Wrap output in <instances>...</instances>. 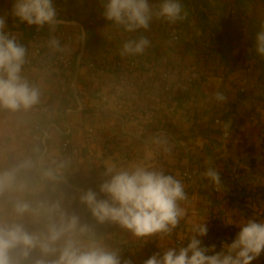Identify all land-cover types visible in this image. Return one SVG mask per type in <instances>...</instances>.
I'll use <instances>...</instances> for the list:
<instances>
[{
  "label": "crops",
  "instance_id": "obj_1",
  "mask_svg": "<svg viewBox=\"0 0 264 264\" xmlns=\"http://www.w3.org/2000/svg\"><path fill=\"white\" fill-rule=\"evenodd\" d=\"M57 1L68 11V18L62 20L64 25H59L74 36L75 69L69 74L58 68L47 67L45 63L35 64L27 69L30 85L39 89V100L51 109L56 118L53 124L48 125L50 137L41 153H33L29 151V147L36 123L43 122L45 117L40 118L23 108L17 111L0 109V225L20 223L29 232L46 234L49 224H66L68 218L76 215L79 217V224L66 232L58 242V247L63 239H71L82 250L93 245L111 251L117 249L122 260L130 259L132 264H143L144 260L161 250L159 244L161 247L174 246L172 237L136 238L115 223L98 222L80 201L82 192L88 188L97 191L95 186L106 179L104 173L107 168H127L139 163L162 168L179 179L180 171L185 168L201 177L198 189H186L188 200L182 205L186 215L179 225L190 228L188 238L192 235L194 225L206 221L208 233L202 239L209 236L211 227L219 221L233 225L234 239L239 231L235 225L240 221L247 218L264 219V199L252 208L236 206L228 201L223 191H212L207 180L201 176L207 166L206 147L215 148L220 153L215 155V161L212 162L221 173L226 170V163L231 161L236 168V175L249 188L264 187V60L248 54L253 41L251 34L243 31L241 36L233 37V47L236 50L238 45L237 52L240 54L234 55L232 50L220 52L219 57L226 58L232 68L225 81L216 74H210L213 77L209 79L217 80L216 86L222 83L223 92L233 106L229 115L233 129L227 139H222L206 129L204 110L190 116L186 111V103L180 97L176 96L174 102L168 105L158 100L161 94L159 86L149 74L163 64L158 67V56L152 55L149 48L151 43L141 54H121L125 42L141 37L162 46L158 37L151 38L150 25L147 30L139 29L130 33L101 18L99 12L102 11V3L99 0L53 2L58 3ZM196 1L179 0L183 11L188 10L191 14L184 20L195 27L196 18L191 11L200 1V7L206 13H211L215 17L213 22L220 26L219 14L222 10L219 5L221 6L222 0ZM12 2L13 0H0V16L6 17V30L21 44L28 25L11 15ZM231 2L242 14L243 20H235V27L238 29L253 28L255 15L264 13V0ZM159 3L160 0H149L153 10L150 22L158 19L155 13L158 12ZM109 35L112 40L106 48L104 40ZM160 49L163 48L158 47ZM90 55H94L96 61L105 67L116 60L125 63L130 57L145 64L147 83L138 91L145 97L154 98L152 113L149 116L140 114L137 91L119 80L116 69L108 68L100 79L91 80L86 70ZM174 62L176 64L173 67L180 71L177 61L173 60L172 63ZM154 65L157 69H152ZM238 88H244L245 95H240ZM165 113H169L170 119L164 117ZM92 118L101 123V132L89 144L86 141L85 127ZM165 119L172 123L175 133L171 134L160 128V123ZM63 130L79 150L74 167L82 185L60 182L57 192L50 197L46 189L47 182L37 181V176L44 172L49 175L52 173L51 158L57 153L60 132ZM86 172L97 173L98 180L92 177L85 182ZM223 173L222 179L225 177ZM40 199L45 201V205L38 208L35 202ZM18 202L29 205V211L22 216L16 212ZM53 206H59L64 213L63 219L60 212L51 211ZM13 257L20 264H36L42 253L37 247L28 259H23L16 252ZM54 258L47 257L49 261ZM253 264H264V253Z\"/></svg>",
  "mask_w": 264,
  "mask_h": 264
},
{
  "label": "clouds",
  "instance_id": "obj_2",
  "mask_svg": "<svg viewBox=\"0 0 264 264\" xmlns=\"http://www.w3.org/2000/svg\"><path fill=\"white\" fill-rule=\"evenodd\" d=\"M105 20L123 27L127 32L147 30L153 16L149 0H101ZM11 15L29 26L50 29L57 23V10L53 0H13ZM158 18L175 23L184 18L179 0H160ZM6 17L0 16V106L11 111L28 109L40 99L38 88L30 85L22 76L26 49L7 30ZM50 46L60 47L59 41L52 38ZM149 40L125 42L122 55L141 54L149 46ZM264 60V27L255 33L250 50ZM217 104H225L228 97L222 91L213 94ZM229 127L224 125L225 130ZM201 173L217 191H228L220 171L211 160L206 161ZM106 179L98 185V191L88 188L83 191L80 201L90 210L95 219L104 223L110 221L130 232L139 239L171 235L186 215L182 206L188 200L185 183L176 175L162 168L133 164L127 168L109 167ZM103 197V198H101ZM29 211L25 202L16 204L18 215ZM53 212L64 213L59 206ZM79 224V217L72 215L66 224L51 223L46 234L29 232L20 223L0 225V264H20L15 260L16 252L28 259L37 247L42 253L36 264H132L130 259L121 258L117 251L101 246L82 250L75 241L63 239L66 232ZM238 233L231 242H224L217 250L215 244L204 246L203 237L208 233L207 221L194 225L192 235L186 242L175 246L160 247V251L143 261V264H253L264 253V219L247 218L235 225ZM55 257L49 261L47 257Z\"/></svg>",
  "mask_w": 264,
  "mask_h": 264
},
{
  "label": "built area",
  "instance_id": "obj_3",
  "mask_svg": "<svg viewBox=\"0 0 264 264\" xmlns=\"http://www.w3.org/2000/svg\"><path fill=\"white\" fill-rule=\"evenodd\" d=\"M54 5L57 10V19L59 21L54 30L50 29L47 25L42 28L28 25L27 28L30 31L22 38L21 45L26 49V57L25 63L22 67L21 76L29 84L31 81L30 74L27 69L35 64L45 63L47 67L58 68L62 72L69 74H72L75 69L74 36L66 28L59 25H64L62 20L68 18V11L62 3H54ZM177 24L178 21L171 23L166 19L165 22L160 19L150 22V32L152 34L151 38H154L155 36L158 37L161 40L160 42L162 43V46L175 44L179 39L178 35L174 31ZM52 38L59 41L60 47L58 49H54L50 46L49 41ZM220 38L221 36L216 37L217 40ZM111 40L110 35L106 36L104 40V46L106 48H108ZM152 42L154 41L151 40V47H149L152 52L151 54L158 56V53H160V59L163 64V66L159 69H157L154 65L152 69L157 70H154V73L149 74L150 77L157 81L159 86L158 89L161 94L160 99L158 100L163 102L164 105H168L174 102L176 95H194L199 85L200 71L197 69L178 71V69L173 67L176 63H170L168 58L169 53L167 50L160 49L157 52V50L153 49L154 43ZM145 66V64L140 63L134 57H130L125 63L116 60L112 65L106 67L99 64L94 55H90L86 62L87 74L91 80L100 79L108 68L116 69L119 80L130 89L137 91V95L140 100L138 106L140 114L142 116H149L152 113V108L154 106L152 102L148 103V100H145L146 97L144 94L142 95V93L138 91L147 83V74L144 70ZM241 90L244 89L241 88ZM103 100L107 101V98L103 97ZM200 103L205 111H209L210 109L213 110L208 125L209 133L216 134L222 139H227L233 129L231 121L223 117V113L231 109L229 101L225 104H217L213 100V96H207L203 97ZM0 109H4V107L0 106ZM27 110L40 118L45 117L43 122L39 121L36 123L32 135L33 141L29 147V151L33 153L39 151L41 153L44 148H41L40 143H43L45 139H49L50 134L48 125L53 124L56 118L51 109L47 105H44L40 100L37 104ZM225 124L229 125L227 130L224 128ZM85 132L87 143H93V140L98 137L101 132V123L98 121L96 122L93 118L90 119L85 127ZM64 134H66V131L63 130L60 132V142L57 145V153L51 158L52 173L49 175V173L47 174L44 172L37 176V181L47 182L46 189L50 197L57 192V187L60 182L67 185H73L72 182L75 181L78 176L74 166L79 150L67 137H63ZM97 176V173H85V177L87 179H91L93 177L98 180ZM181 179L185 183L187 190H196L200 186L201 179H199V177H195L188 168L183 169ZM230 180L238 182L239 184L237 185V188L240 189L242 181L237 177L234 171L230 173ZM98 185L95 186L97 191ZM214 191L216 190L214 189ZM246 203L251 208L258 204L256 200H247ZM44 205L45 201L43 199L35 202V206L38 208H41ZM219 224H222L223 226L219 241L221 246L224 242H231L235 230L233 225L224 221H219ZM189 233V227L183 224L178 225L170 235L174 246L180 242H186ZM202 243L204 246H209L205 239H202ZM112 251H117V249H113Z\"/></svg>",
  "mask_w": 264,
  "mask_h": 264
},
{
  "label": "rangeland",
  "instance_id": "obj_4",
  "mask_svg": "<svg viewBox=\"0 0 264 264\" xmlns=\"http://www.w3.org/2000/svg\"><path fill=\"white\" fill-rule=\"evenodd\" d=\"M70 1V0H65ZM101 2V0H99ZM197 0L196 2H198ZM232 1V0H231ZM229 0H222L221 6L219 5V9L221 8L222 13L220 15V26L216 25L213 21L215 17L211 15V13H206L203 8L200 7V1L198 4H195V9H193L191 12L195 15L196 22L195 27L193 28L188 24L186 20V16L188 17L189 14L187 11H183L184 18L182 20L178 21V24L175 27V33L178 35L179 39L175 44H171L169 46L163 45L160 46L158 44H153V49L158 50V47H161L169 53V61L170 63L173 62V60L177 61V66H179L180 71H189L191 69H197L202 73V82L199 84L196 92L194 95H176L177 97H180L181 101L186 103V111L190 114H199L204 109L202 107L201 99L203 97L207 96H213V94L216 91H222V83L218 84L216 86L215 82L217 80L215 79H209L211 76L210 74L216 73V76L221 77L222 81H225L230 74H231V64L224 58L225 63L219 61L221 59L219 57V51H225V50H232L234 51V55L240 54L237 52L239 46H236L235 50V44H233V37L234 36H241L243 31H246V33H250L251 37L253 38V41L250 44V50L253 47L254 37L255 33L261 29V27H264V13H257L255 15V25H253V28H250L249 30H243L238 29L235 26L236 19H241L242 14L239 12V10L235 7V5ZM98 2V0H97ZM70 2L69 4L72 6ZM74 5V3H73ZM187 9H189L187 7ZM102 11L99 13L101 14V18L103 20V7L101 8ZM233 10V11H232ZM212 16V17H211ZM212 20V21H211ZM203 21V23H202ZM237 29V30H236ZM200 31V32H199ZM223 36L224 41L215 40L217 36ZM154 43V42H152ZM247 44H245L246 46ZM234 46V47H233ZM241 49V48H240ZM244 48H242L243 50ZM249 50L248 54L255 55L252 51ZM165 54V52H164ZM160 53H158V67L162 65L161 59H160ZM157 63V62H156ZM213 77V76H212ZM211 77V78H212ZM244 89V88H243ZM237 92L241 95H245V90H237ZM154 98H151L150 96L146 97L145 100H148V103L152 102ZM143 102V101H142ZM205 111V110H204ZM206 112V111H205ZM165 118L170 119L169 113H165ZM207 115V113H206ZM207 117V116H206ZM206 153L205 156L208 160L215 161V155L219 154L216 152L215 148H208L206 147ZM230 162V169L232 171H236V168L233 167V164ZM190 170V169H189ZM193 172L192 170H190ZM200 179V178H199ZM250 209V208H249Z\"/></svg>",
  "mask_w": 264,
  "mask_h": 264
},
{
  "label": "trees",
  "instance_id": "obj_5",
  "mask_svg": "<svg viewBox=\"0 0 264 264\" xmlns=\"http://www.w3.org/2000/svg\"><path fill=\"white\" fill-rule=\"evenodd\" d=\"M58 3H60V2H58ZM158 19H160L163 22H165L164 18H158ZM25 31H26V34H27V33H29L30 30H28V28H26ZM215 40H217V39H215ZM219 40L220 41H224V37L221 35V38ZM219 53H220V51H219ZM219 61L225 63L224 59H222V58L219 59ZM212 74H216V73H212ZM202 78H203L202 73H200L199 84H201ZM229 105H230L231 109L229 111H225L223 113V117L225 119H229V115H230V113L233 110L232 103L229 102ZM212 112H213V110L210 109L209 111H206L207 115L205 114V116H207L206 117V119H207L206 129L207 130H208V125H209L211 116H212ZM160 128L162 130H164L165 132H169L171 134L175 133V131H176L175 128L173 127L172 123L169 120H166V119L163 120L160 123ZM208 132H209V130H208ZM63 137L64 138H66V137L68 138L67 134H64ZM47 142H48V140L45 139L43 141V143H40L41 144V148H45L46 145H47ZM225 169L226 170H224V173L222 172L224 174V176H225L223 178V181H224L225 185L227 186L228 191H223V192H224L225 197L228 199V201L230 203L235 204L236 206H239V207L248 208L249 206L246 203L247 200H256L257 202H260V200L264 199V187H256V188L252 189V188H249L244 182H241L240 189H238L237 185L239 183L234 181V180H230V173L232 172V169L229 170L230 169V163H226ZM182 171H180V174H179L180 177H181ZM192 173H193V175L195 177L201 178L198 173H196V172H192ZM79 178L80 177L77 176L76 180L72 182L73 185H79V184L82 185V182L79 181ZM88 180L89 179H87V178L84 179L85 182H87ZM208 184H209V187L211 188V190L214 191L213 187L210 185L209 182H208ZM214 192H216V191H214ZM222 230H223L222 224H219V222H217L214 226L211 227L209 236L206 237V239H205V241L209 245L215 244L216 247H217V250L220 248L219 241H220V235L222 233Z\"/></svg>",
  "mask_w": 264,
  "mask_h": 264
}]
</instances>
